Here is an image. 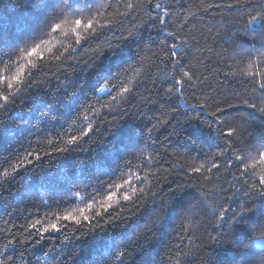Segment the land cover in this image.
<instances>
[{
    "label": "trees",
    "instance_id": "1",
    "mask_svg": "<svg viewBox=\"0 0 264 264\" xmlns=\"http://www.w3.org/2000/svg\"><path fill=\"white\" fill-rule=\"evenodd\" d=\"M227 2L180 0L184 7L176 5L179 17L174 15L168 26L171 30L177 18L183 20L188 15L193 31L197 35L203 31L209 37L201 40L199 56L203 63L198 65L199 73L207 77L205 83L210 87H204V92L209 94L212 88L222 91L218 80L224 79L227 65L237 72L232 77L236 83L224 80V88L231 92L240 87L239 70L247 67L248 60L247 52H240L237 46L251 49L254 45L259 49L264 41L261 31L252 36L238 33L230 23L236 15L231 10L207 7ZM98 3L99 0H0V81L15 76L21 69L26 74L24 79L33 81L0 108V177L4 170L13 171L11 166L17 164V156L23 159L29 151H38L43 156L37 162L33 157V165L21 167L0 186V229L12 227L5 224L9 219L24 223L17 217L20 213L25 216L31 213L33 219L46 223L61 226L67 223V235L71 236L72 222H63L58 217L87 204L90 195L101 202L115 191L111 185L125 179L133 180L132 186L144 188L148 195L138 201L139 206L130 214L119 212L122 205L127 206L119 197L120 202L113 204L118 219L86 233L83 239L61 244L65 232H51L56 241L46 238L26 251L24 246L9 249L15 256V264H112L115 254L125 248L128 253L119 264H247L252 258L233 246L238 229H229L225 224L217 236L215 222L209 223L213 209L223 202L220 189L227 187L226 173L220 172L211 183L184 176L187 157L203 158L204 152L219 150L223 141L202 123L203 114L195 119L198 110L191 107L196 102L190 95L191 88L181 98H165L156 90L161 80L154 85L148 73L161 76L169 69L155 57V64L139 63L140 52L160 49L165 33L158 31L159 26L144 27L134 38L121 43L117 37L132 28L130 19L121 15L125 8L121 5L117 9L114 4L110 10L90 13L99 7ZM171 3L172 0H166V6ZM60 9L66 12L64 16ZM89 15L95 18V30L103 34L95 40L81 28L78 33L84 40L76 45L72 21L84 20ZM65 19L68 23L63 25V31H51L52 23ZM109 26L111 31L107 30ZM37 44L41 45L43 61L40 56H27L26 50ZM110 45L117 46L110 48ZM73 47L77 52L70 51ZM61 53L63 65L56 68L60 62L55 57ZM252 59L255 67L250 71L264 72V64L255 56ZM50 66L56 70L49 72ZM117 77L130 87V94H118L122 89L119 85L113 87ZM105 85L106 90L101 92ZM8 91L6 83L0 82V93ZM112 96L117 99L112 100ZM148 98L153 102L145 103ZM172 108L177 111L172 113ZM158 117L170 123L156 129L153 137L178 156L153 161L148 169L142 170L144 161L135 156L145 147L146 131ZM89 123L95 131L80 144L67 153L44 155L56 147H68L66 141L79 135ZM247 132L249 140L258 141L264 136V120L253 119ZM126 160H131L132 166H127ZM134 174L147 178L141 182ZM77 192L79 197L75 195ZM152 192L156 193L154 197ZM239 203H243L247 221L264 220V198L241 197L239 201L233 199L232 206ZM12 209L17 211L9 216ZM193 231L196 235L191 243L187 237ZM207 232L217 236V240L209 241ZM4 243L0 240V250Z\"/></svg>",
    "mask_w": 264,
    "mask_h": 264
},
{
    "label": "snow or ice",
    "instance_id": "2",
    "mask_svg": "<svg viewBox=\"0 0 264 264\" xmlns=\"http://www.w3.org/2000/svg\"><path fill=\"white\" fill-rule=\"evenodd\" d=\"M114 4L117 9L122 5L125 11L121 15L128 17L132 22V28L127 30V34L125 35L124 32H121L117 37L121 43L134 38L144 27L159 26L158 31L165 33L164 38L160 42V49L157 51L148 49L140 52L139 63L141 65L146 62L155 64V60H153L155 57L159 59L161 64L165 65V68L169 69V71L162 73L161 76H156L151 71L148 73V77L152 79L154 85L158 79L161 80L156 90L158 94L165 98L173 96L181 98L191 88L190 95L196 101L191 104V107L198 110L195 119H198L203 114L205 119L202 120V123L208 129L213 130L219 139L223 141L219 150L204 152L203 158L187 157L188 163L184 168L185 179L192 181L203 180L211 183L220 172L226 173L224 182L227 187L221 186L220 189L223 193V202L216 209H213L209 223L215 222L213 227L217 232V236L221 233L222 225L226 224L229 229H238L239 236L233 241V246L247 258H252L247 260V264H264V220L247 221L243 203H239L237 207L232 206L233 199L239 201L241 197L251 200L256 197L264 198V136L253 142L248 139L247 132L253 119L264 120V72L257 71L253 73L250 71L255 67L253 56L261 64H264V41L261 42L259 49L254 45L251 49H247L242 45L237 46L240 52H247L248 60L247 67L239 70L241 79L238 83L240 87L233 88L231 92L224 88V80H228L229 83H236V81L232 80V77L236 76L237 72L233 71L232 65H227L223 74L224 79L218 80L222 91L212 88V94H209L204 92V87H210V85L205 83L207 77L199 73L198 69V65L203 63V59L199 56L201 40H207L209 37L203 31L199 35L193 31L188 15H185L183 20L177 18L175 26L171 30L168 27L174 15L179 17L176 5L179 4L180 7H184L180 0H172V3L167 6L166 0H99V7H95L90 13L110 10ZM207 7L226 8L234 12L236 14L235 19L231 20L230 23L236 26L238 33L242 32L245 35L252 36L261 31V34L264 35V0H229L225 4L214 3L209 4ZM60 12L63 13V16L66 13L63 9H60ZM189 15L194 14L189 13ZM66 23H68L66 19L62 22L52 23L50 25L51 31H63V25ZM72 23L74 24L72 32L77 33L76 45H81L82 40H84V37L78 33L81 28L88 33L90 38L95 40H99L100 35L103 34L95 30V18L91 15L84 20L74 19ZM101 28H105V26L101 25ZM107 30L111 31V27L109 26ZM211 31L212 28L209 27L208 32L210 33ZM117 45H110L109 47L114 48ZM40 50L41 45L37 44L31 47L30 50H26L27 56H40ZM48 50L51 51V49ZM70 51L75 53L77 49L73 47ZM233 55L237 56L238 59L240 58L236 53H233ZM62 56L63 53L55 57L56 61L60 62L56 68L62 67ZM21 58L23 59L24 57ZM40 60L43 61L44 57L40 56ZM32 67L35 68L36 65L33 64ZM54 70L56 69L51 66L48 69L49 72ZM63 70L67 71V68H63ZM126 71L127 69H125V73ZM25 76V72L21 69L15 76L7 78L5 81H0L6 83V88L9 90L7 94L0 93V108L7 104L12 96L33 82L30 79L25 80ZM115 79L117 83L113 87L115 88L119 85L122 89V92L118 94H130V87L124 86L123 79L119 77ZM142 83L143 81H141ZM106 88L107 86L105 85L100 91L104 92ZM221 95L224 96L223 99H221ZM111 99L116 100L117 96H112ZM152 102L150 98L145 100V103ZM126 111L127 108H125ZM176 111L177 108L171 109L172 113ZM189 119L193 118L190 117ZM177 122L179 123V121ZM169 123V120L161 121L158 117L152 127L147 129L145 147L141 148L135 156L136 159L144 161L142 170L148 169L153 164V161L167 160L171 156H178V153L170 152L167 145L158 142L153 137L156 129ZM94 131L92 124L89 123L81 129L79 135H73L66 141L68 147H56L53 152H45L44 155L52 156L58 153H67L73 146L80 144L81 140L91 136ZM33 157L36 162L43 159V156L38 151H29L23 159L17 156V164L11 166L13 171H3L2 177H0V186H3L8 178L13 177L21 167L27 169L30 165H33ZM125 164L132 166V161L126 160ZM258 166L259 171H256ZM134 175L135 179L141 182L147 178L146 176L142 178L139 174ZM132 185L133 180L131 179H125L123 183L111 185V187L115 188V191L107 194L106 198L100 202V211H96L93 204H87V207L81 210L78 215L68 214L58 217L63 222H72L74 227L70 229L71 236L67 235L69 231L67 223L62 226L58 223H46L45 220L39 218L33 219L31 213L27 216L20 213L17 217V219L24 220V223L17 224L14 220L9 219L5 224H11L12 227L6 226L0 229V240L5 241L2 250H0V264H15V256L9 249L15 250L17 246H24L26 251L27 248L40 245L46 238L56 241V237L50 235L51 232H65L64 239L60 240L61 244H65L70 243L72 240L83 239L86 233L103 227L109 221L117 220L118 216L113 210L114 202H120L117 197L127 202V206L122 205L119 208V212L127 211L130 214L139 206L138 201H142L144 196L148 195L144 188L137 189ZM180 186L182 187L183 185L181 184ZM126 188H130V191H126ZM75 195L79 197L78 192ZM151 195L154 197L156 193L152 192ZM134 196L136 197L135 200L133 199ZM89 197L94 199V195ZM44 203L47 202L45 201ZM237 208H239V211H237ZM16 211L17 209H12L8 215L12 216ZM88 212H93V215H88ZM105 216H107V219H105ZM119 218L122 219L124 217L120 216ZM162 218L163 216L160 217V220ZM195 235V231L189 233L187 237L189 242L194 243L193 237ZM206 235L209 241L217 240V236H213L210 232H207ZM140 236L141 234L138 233L137 238ZM257 248L260 251H256ZM126 249L120 250L115 254L112 264H119L128 253ZM20 259L23 261V251Z\"/></svg>",
    "mask_w": 264,
    "mask_h": 264
},
{
    "label": "rangeland",
    "instance_id": "3",
    "mask_svg": "<svg viewBox=\"0 0 264 264\" xmlns=\"http://www.w3.org/2000/svg\"><path fill=\"white\" fill-rule=\"evenodd\" d=\"M117 198L119 199V197H117ZM86 203L87 204H93L94 205V209L97 210L99 208L100 201L95 199V198L94 199L87 198ZM87 204H82L83 206H80L79 208L73 210L70 214L78 215L81 210H83V209H85L87 207ZM90 213L91 212H88V215Z\"/></svg>",
    "mask_w": 264,
    "mask_h": 264
}]
</instances>
